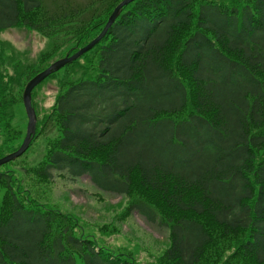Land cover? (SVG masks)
I'll list each match as a JSON object with an SVG mask.
<instances>
[{
    "label": "trees",
    "instance_id": "16d2710c",
    "mask_svg": "<svg viewBox=\"0 0 264 264\" xmlns=\"http://www.w3.org/2000/svg\"><path fill=\"white\" fill-rule=\"evenodd\" d=\"M121 1L0 0V31L55 42L8 61L14 72L0 63V157L22 143L16 95L68 53L56 54L64 40L72 54L98 36ZM63 69L48 77L61 76L48 154L0 167V264H139L31 195L54 171L87 174L127 198V215L167 226L159 264H264V0H134Z\"/></svg>",
    "mask_w": 264,
    "mask_h": 264
},
{
    "label": "rangeland",
    "instance_id": "374dc122",
    "mask_svg": "<svg viewBox=\"0 0 264 264\" xmlns=\"http://www.w3.org/2000/svg\"><path fill=\"white\" fill-rule=\"evenodd\" d=\"M48 1L50 0H44V2ZM69 1L73 5L87 2V0ZM54 43V40H48L40 32L22 26L2 30L0 31L2 55L0 63L7 64L9 73L14 72L13 63L37 59L42 52L52 48ZM67 51L69 52V45L64 40L56 54L63 52L62 55H65ZM53 58L54 61L59 57L55 58L54 55ZM8 61L13 63L8 64ZM85 63V59H80L79 64ZM71 67L69 66L67 70ZM4 68L5 66H0V70ZM63 68L59 70L58 75H63ZM60 77H50L37 86L34 100L32 96L37 114L35 135L28 150L19 158L12 160L14 163L9 164L7 168L24 170L39 164L55 143L59 136V127L55 120L52 117L47 118V115L60 90L58 85ZM14 110L18 113V128L21 132L19 142L21 143L26 136L28 117L23 96L20 97L19 94L15 97ZM46 184H38L32 189L31 195L41 201H49L57 205L64 212L75 214L83 232L88 235L95 233L96 238L103 245L130 252L139 264H159V259L169 244L167 226L160 222H149L138 212L127 215L125 212L127 198L121 194L96 188L87 174L71 179L66 171L61 173L54 171L52 183Z\"/></svg>",
    "mask_w": 264,
    "mask_h": 264
},
{
    "label": "water",
    "instance_id": "95a60500",
    "mask_svg": "<svg viewBox=\"0 0 264 264\" xmlns=\"http://www.w3.org/2000/svg\"><path fill=\"white\" fill-rule=\"evenodd\" d=\"M132 1L134 0H122L113 10L112 14L107 20V23L105 24L104 28L99 33V35L96 36L93 40H91L87 45L79 48L73 54L68 53L63 58L55 60L47 68L36 74L31 80H29L23 92V103L29 119L25 139L17 150L0 158V166L20 157L29 148L32 142L37 125V114L32 103V92L34 88L42 81H44L47 77H49L51 74L59 71L65 65L77 60L83 54L91 50L97 43H99L120 15L122 8Z\"/></svg>",
    "mask_w": 264,
    "mask_h": 264
}]
</instances>
